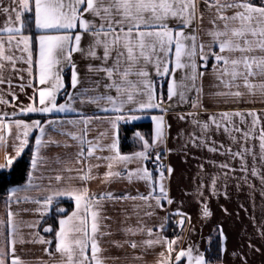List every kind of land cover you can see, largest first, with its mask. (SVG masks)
I'll return each instance as SVG.
<instances>
[{"label":"snow or ice","instance_id":"snow-or-ice-1","mask_svg":"<svg viewBox=\"0 0 264 264\" xmlns=\"http://www.w3.org/2000/svg\"><path fill=\"white\" fill-rule=\"evenodd\" d=\"M0 85L11 98L0 95V105L12 108L0 109V150L12 148L0 161V264H25L18 247L30 244L43 246L51 264L118 259L102 255L114 235L109 204L130 206L124 220L136 224L120 229L125 236L147 237L109 243L160 247L157 264H264V0H0ZM146 116L153 127L134 131L124 153L122 126L139 128ZM53 149L63 153L53 157ZM173 155L197 161L195 187L184 195L205 223L215 217L213 200L225 218L248 213L220 203L231 202L230 188L247 189L256 235L229 251L221 221L213 229L219 254L208 255L211 233L201 251L193 236L202 229L172 195L176 169L165 161ZM96 179L129 187L93 192ZM73 202L70 212L61 206ZM173 219L180 231L169 238Z\"/></svg>","mask_w":264,"mask_h":264},{"label":"crops","instance_id":"crops-1","mask_svg":"<svg viewBox=\"0 0 264 264\" xmlns=\"http://www.w3.org/2000/svg\"><path fill=\"white\" fill-rule=\"evenodd\" d=\"M65 76L67 79L69 70L67 68L64 69ZM5 75H9V73H5ZM25 80H27V77H25ZM12 82L13 85H16L20 83L19 80L16 79L15 76H12ZM12 91L16 92L20 96V100H23L25 103H27V100L25 99V96L20 92V89L18 87H13ZM28 93L31 94V89H28ZM0 95H3L5 99H11L8 96V87L7 85H0ZM62 102V101H61ZM248 107H256L260 108L261 105H248ZM0 109L5 111H12L11 107H5L4 105H0ZM36 115V114H32ZM62 115V114H61ZM143 122H151L150 117L146 116L144 119L135 122L137 123H143ZM131 125V124H128ZM153 126V125H152ZM171 146V145H170ZM11 152V142L9 141V144L5 145L3 150H0V161H2L4 152ZM124 152V153H130ZM63 153V149H53L50 153L51 156L56 157ZM166 163L171 162V164L175 167L176 171L172 180V195L177 199V201H183V207L180 209L183 212L187 213L189 216L192 217V224L195 226L196 229L201 230L199 235L193 236V240L196 244L199 245L200 250L204 251L205 248H208L207 244V238L209 234H214L213 229L215 228V225L221 221L224 222L225 230L229 236V242H228V248L229 251L236 248L243 239H245L246 235H256V229L252 227V223L249 220V213H251V202L248 199V191L245 189L243 193L237 194L234 189H229V191L232 194V200L231 202H224L220 201V203H227V206L232 210L233 212L238 211V205L244 204L245 207L249 209L248 213L244 211L239 212V217L233 216L229 218H225L222 213L219 212L217 208V201H212V208L215 210V217L213 220L208 221L205 223V221L201 218L199 213V207L196 200L191 196H185L184 192L192 191L195 187V181L194 177L197 172V161L195 160H189L188 163L183 162V158L180 156L173 155L169 158L168 161H165ZM104 172V169L102 168L100 170L99 175L102 177ZM129 187V185L124 183H113L111 185L102 183L101 179H96L90 184V189L93 192H104V191H113V192H120L122 190H125ZM257 187H259V184L257 182ZM141 191H144V187L141 186ZM262 201L259 197V195L256 196V205H257V211L256 216L257 220H261L260 212H259V206L261 205ZM74 208V202L72 203ZM62 207L66 208L65 204L61 205ZM125 207L130 206L124 205V204H116V205H106V215L112 217V220L106 221L111 227V230L113 231L114 235L111 237H105L102 241V247L106 249L105 252H103V256L105 257H112V258H118V259H108L106 261V264H157L159 260V252L162 251L160 247H156L155 249H148L145 250L143 248H137L133 250L130 246L125 245L123 248H116L113 244L109 243L111 240H119L123 241L125 239H134L136 241H141L144 239H147L146 236H140L137 235L135 237H127L125 234L120 231L123 227L126 226H135L136 219L133 216L131 220H128L127 223H125L124 215H123V209ZM178 208H180V204H174L172 205V210L175 211ZM4 211V205H3V199L0 202V214H3ZM161 216L164 215V213H160ZM25 220H34L37 219L35 216H25ZM158 222V221H157ZM153 222L149 221V224L151 225ZM185 227H190V225H185ZM25 233L30 231L29 229L25 228L23 229ZM170 230H173V224L170 221L169 222V229L167 232H170ZM43 234V233H41ZM48 238H51L50 234L48 235ZM18 255L22 260L25 261V264H41V262H44V264H51V261L49 257L45 254L43 250V246L39 244H30L26 245L22 248L18 247ZM134 257H142V259H134ZM230 259V258H229ZM259 258L257 257V264H258ZM227 264V261H226Z\"/></svg>","mask_w":264,"mask_h":264},{"label":"trees","instance_id":"trees-1","mask_svg":"<svg viewBox=\"0 0 264 264\" xmlns=\"http://www.w3.org/2000/svg\"><path fill=\"white\" fill-rule=\"evenodd\" d=\"M32 118L35 119V118H39V117L37 115H32ZM137 125H139V128H134L132 124L122 126L121 146H122L123 152L133 151L132 137H133L134 131L138 130V131H142L144 133H147L153 127L151 122L137 123ZM29 156H30V154H29L28 150H25V153L22 156L21 164L16 169L15 179L17 181L22 182L21 178L26 173V166H27L28 161H29ZM4 196H5L4 190L0 189V202L4 198ZM63 204H65V206L67 207V210L69 212L72 210V207H73L72 203H63ZM212 236H213V243H212V246H211V249H210V252L208 253V255L215 256V255L219 254L217 251L218 244H217L215 233ZM208 247H209V245H208Z\"/></svg>","mask_w":264,"mask_h":264},{"label":"built area","instance_id":"built-area-1","mask_svg":"<svg viewBox=\"0 0 264 264\" xmlns=\"http://www.w3.org/2000/svg\"><path fill=\"white\" fill-rule=\"evenodd\" d=\"M171 222H172V224H173V229H175V231H176L177 233H179L180 229H179V227L176 226L175 219L171 220ZM172 235H173V230H172V231L170 230V232L168 233V237H169V238H172Z\"/></svg>","mask_w":264,"mask_h":264}]
</instances>
